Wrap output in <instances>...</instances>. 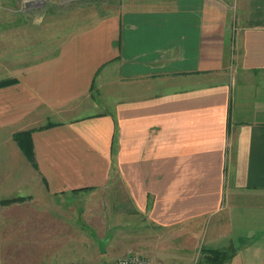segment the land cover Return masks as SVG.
<instances>
[{"label": "crops", "instance_id": "crops-1", "mask_svg": "<svg viewBox=\"0 0 264 264\" xmlns=\"http://www.w3.org/2000/svg\"><path fill=\"white\" fill-rule=\"evenodd\" d=\"M36 113L19 151L91 198L104 257L194 264L198 230L264 264V0H118L0 87L1 127Z\"/></svg>", "mask_w": 264, "mask_h": 264}, {"label": "rangeland", "instance_id": "rangeland-1", "mask_svg": "<svg viewBox=\"0 0 264 264\" xmlns=\"http://www.w3.org/2000/svg\"><path fill=\"white\" fill-rule=\"evenodd\" d=\"M117 3L0 0V83L16 81L18 72L27 65L55 55L67 37ZM37 119L36 113L0 126V264H82L75 261L85 252L92 256L86 264H109L114 258L103 256L108 239L95 237L90 231L91 198L47 192L19 151L15 133L42 127ZM103 209L105 216L106 204ZM197 231L192 238L194 264H208L200 251L205 245ZM230 249L236 251L232 246ZM59 252L64 255L63 262L74 263H62ZM261 252L264 255V249ZM251 256L246 254L249 262Z\"/></svg>", "mask_w": 264, "mask_h": 264}, {"label": "trees", "instance_id": "trees-1", "mask_svg": "<svg viewBox=\"0 0 264 264\" xmlns=\"http://www.w3.org/2000/svg\"><path fill=\"white\" fill-rule=\"evenodd\" d=\"M15 81H8L0 83L1 86L12 84ZM93 84V83H92ZM53 123L49 122L46 126H52ZM15 140L21 152L24 156L35 166L34 162V151H33V142L31 138L30 130H21L15 133ZM201 253L205 255L208 264H223L225 263L233 254L232 249L220 248V249H208L201 248ZM196 264H201V262H196Z\"/></svg>", "mask_w": 264, "mask_h": 264}, {"label": "built area", "instance_id": "built-area-1", "mask_svg": "<svg viewBox=\"0 0 264 264\" xmlns=\"http://www.w3.org/2000/svg\"><path fill=\"white\" fill-rule=\"evenodd\" d=\"M109 264H155L149 258L139 253H128L115 258Z\"/></svg>", "mask_w": 264, "mask_h": 264}]
</instances>
